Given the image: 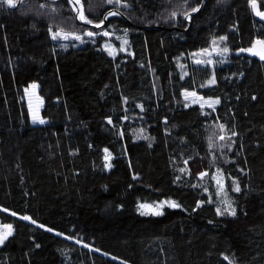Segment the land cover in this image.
Here are the masks:
<instances>
[{"label": "trees", "instance_id": "obj_1", "mask_svg": "<svg viewBox=\"0 0 264 264\" xmlns=\"http://www.w3.org/2000/svg\"><path fill=\"white\" fill-rule=\"evenodd\" d=\"M79 3L83 20L71 0H0V220L14 226L0 264H264V59L247 52L264 21L252 0ZM216 44L227 60L182 74L181 57ZM33 81L42 124L24 98ZM186 89L219 103H190ZM217 174L235 215L217 212ZM163 198L177 206L141 207Z\"/></svg>", "mask_w": 264, "mask_h": 264}, {"label": "rangeland", "instance_id": "obj_2", "mask_svg": "<svg viewBox=\"0 0 264 264\" xmlns=\"http://www.w3.org/2000/svg\"><path fill=\"white\" fill-rule=\"evenodd\" d=\"M80 5H81V12L83 13L82 4H80ZM89 32L94 33L91 30L87 31V33H89ZM54 33H59L60 34L59 36H62V37L67 36V39L73 40L74 42H80L83 40V37H82L83 35H81V34L67 33V32H62L60 30H52V34H54ZM76 37H80V39H77ZM104 46L111 52L112 55H115L117 53L115 46L111 42L105 43ZM224 49H227V51L225 52ZM124 50L127 52H129V51L132 52V50L129 48L126 40H124ZM228 56H229L228 48L223 46V45L216 44L210 48L199 49L198 51L184 55L183 57H181L178 60V65L180 66V68L182 70V74L185 75L187 70H188L187 67H188L189 62L194 63V64L213 66L217 63H220V62L227 60ZM198 61H200V62H198ZM184 96L190 103H199L205 107H209V106L213 107V106L218 104V103H215V101H219V98H217V97L203 96L194 90H188V89H186L184 91ZM24 98L27 101V104H28L29 109H30V115H31L32 123L42 124V123H40L41 120H43L44 123L48 122V119L44 118L40 114L43 101H42V98L40 97V95L38 93V85L35 81L29 83V85L24 87ZM200 176L203 177V174H200ZM216 180H217V183L219 186V193L221 194V202H220V204L219 203L217 204L218 209H220L221 213H225L224 212V210H225L229 214H231V212L233 210V206H232L230 200L224 194V178L222 177V175L217 174ZM173 203H174V201L172 199L163 198L162 200H160L156 203L145 204L148 207H143V210L147 211V212H152V213H161L166 206H171ZM203 203H204V201H200V204H203ZM17 215L22 217V218L23 217H30V219H26V220H29L31 222L34 221L36 224H39L45 228L51 229V227H49L48 225L36 221L35 219H33L28 214H17ZM6 225H10L11 228L9 229V228L5 227ZM9 231L11 232V234L7 235V238L9 236H11L14 232L13 224L12 223H4L0 220V236H5ZM6 239H4V240H6ZM228 258H229L230 262H232L233 264H237L236 263V257L234 255L229 256Z\"/></svg>", "mask_w": 264, "mask_h": 264}, {"label": "snow or ice", "instance_id": "obj_3", "mask_svg": "<svg viewBox=\"0 0 264 264\" xmlns=\"http://www.w3.org/2000/svg\"><path fill=\"white\" fill-rule=\"evenodd\" d=\"M75 2L78 4V3H79V0H75ZM108 2H109V3H112L113 0H108ZM116 2L119 3V0H116ZM7 3H8L10 6H15V4H14V0H7ZM252 4H253V7L256 6V5H255V0H252ZM111 14L114 15V14H116V13H111ZM173 15H175V13H173ZM257 15L264 16V12H257ZM80 19H85V17L83 16V13H82V12L80 13ZM89 23H90V21H89ZM99 26H100V25H97V27H99ZM59 35H60L59 33H54V34H53V38L55 39V38H57V36H59ZM87 35L91 36V35H93V33L89 32V33H87ZM105 35H107V33H105ZM64 38L67 39V36H65ZM76 38H77V39H80V37H76ZM257 43H259V44H261V45H264V41H258ZM224 51L226 52L227 49H224ZM248 51H249V52H252V49H248ZM253 54H254V55H260V56H261V59H264V52H262V53H255V52H254ZM198 62H200V61H198ZM213 82H214V81H210V83H213ZM215 103H219V101H215ZM40 123H44V121L41 120ZM221 128H223V125H221ZM220 139H224V137L221 136ZM239 190H240V189H239V187L237 186V187L235 188V191H239ZM172 206L175 207V206H177V205H175V204L173 203ZM141 207L143 208V207H148V206H146V205H141ZM5 211H7V210H5ZM217 212L220 213V209H217ZM157 214H160V213H157ZM231 214H232V215H235V210H232ZM13 215H15V213H13ZM23 219H30V217H23ZM33 223H35V222L33 221ZM5 227H7V228H9V229L11 228L10 225H6ZM49 230L51 231V229H49ZM10 234H11V232L9 231L5 236H0V243H3V240L6 239V238H7V235H10Z\"/></svg>", "mask_w": 264, "mask_h": 264}, {"label": "water", "instance_id": "obj_4", "mask_svg": "<svg viewBox=\"0 0 264 264\" xmlns=\"http://www.w3.org/2000/svg\"><path fill=\"white\" fill-rule=\"evenodd\" d=\"M254 10H255L256 15H257V12H262L261 9H260V6H259L258 4H256ZM257 16H258L259 19H261L262 21H264V16H260V15H257ZM105 22H106V21H104L103 23L98 24V25L101 26V25H103ZM96 26H97V25H96ZM257 42H258V41H257ZM257 42H255L251 47L248 48V49H252V52H249V51L247 50L248 54H250V55H254V54H253L254 52H255V53H262V52H264V45H261V44H259V43H257ZM254 56H257V57H260V58H261L260 55H254Z\"/></svg>", "mask_w": 264, "mask_h": 264}]
</instances>
